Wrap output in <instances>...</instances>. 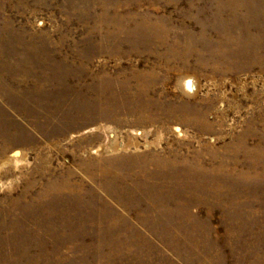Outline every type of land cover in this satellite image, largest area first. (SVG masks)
<instances>
[{
    "label": "rangeland",
    "instance_id": "374dc122",
    "mask_svg": "<svg viewBox=\"0 0 264 264\" xmlns=\"http://www.w3.org/2000/svg\"><path fill=\"white\" fill-rule=\"evenodd\" d=\"M232 7L0 0V264H264V0Z\"/></svg>",
    "mask_w": 264,
    "mask_h": 264
},
{
    "label": "bare ground",
    "instance_id": "6f19581e",
    "mask_svg": "<svg viewBox=\"0 0 264 264\" xmlns=\"http://www.w3.org/2000/svg\"><path fill=\"white\" fill-rule=\"evenodd\" d=\"M232 2V15H236L239 17V14L238 11L236 10V7H234L236 4L238 5V3L240 4L241 3V0H231ZM243 2V1H242ZM242 5V4H241ZM246 5H250V9L246 12L247 15H253V18L255 17V14L256 12L252 10L253 4L251 3H246ZM245 7V6H244ZM249 7V6H248ZM224 10V9H223ZM257 10V9H256ZM264 14V13H263ZM257 15V14H256ZM258 17V16H257ZM242 19L241 23L240 24H243L242 27H240L242 29L243 32L246 31V33L248 34V30L250 29L251 26L253 25H256L255 23L258 22V21H255V20H252V21H248L246 20V18L244 16L240 17ZM264 19V18H263ZM248 21V23H247ZM260 21V20H259ZM229 22V21H228ZM234 24H235V21L233 20L232 21ZM238 22V21H237ZM236 22V23H237ZM240 22V21H239ZM231 23V22H230ZM232 24V23H231ZM261 25V24H260ZM235 26V25H234ZM264 30V29H263ZM241 31V30H240ZM233 34V31H230V30H225V33H230ZM239 33V32H238ZM231 34V35H232ZM260 34V33H259ZM264 34V33H263ZM244 38V37H243ZM247 38V37H246ZM219 43L217 44L219 46V48H216L217 50H215L216 52H212L210 53L211 55L213 54H216L218 53V51H221L222 52V59L227 62V63H238L239 61H241V58L244 59L245 62L247 63H251V64H255L257 62H260L262 60H260L259 57H261V55H259V52H258V48L257 46H259V43L258 41H252L251 43L249 42V40H246L245 38L244 39H238V38H235V37H230V35H228L225 39H223L222 41H218ZM249 42V43H248ZM251 45V46H250ZM190 46V45H189ZM185 47V46H184ZM191 48V47H190ZM189 56V54H182L181 57H186L185 59H187V57ZM246 57H249L251 61H248L247 59L245 60ZM184 59V60H185ZM215 69V67H213ZM170 70V69H169ZM216 70V69H215ZM215 70H212L213 72ZM149 74H152V73H149ZM148 75V74H147ZM154 75V74H153ZM152 75V76H153ZM155 78V77H154ZM165 80V78L163 79V81ZM142 85V84H141ZM164 85V84H163ZM143 88V87H142ZM140 90H142L140 88ZM193 91V90H192ZM192 94V93H191ZM144 95H146V93L144 92V90H142V96H143V101H141V104L143 105V108H147L148 107V104L144 101L146 100V98L144 97ZM193 95V94H192ZM147 101V100H146ZM160 105V103H159ZM160 112L161 113H169V115H167V118L168 120H172L173 122H176V123H180V124H184L185 126H190V125H198L201 126L203 124H206V118H207V113L206 111L204 110H201V111H198V115L196 112H191V113H186L185 112V115L183 118H177L175 116V113L172 112V111H167L166 109L165 110H162L160 109ZM144 117L142 118L143 121L146 120L147 118V114L144 113ZM149 120H151L152 122H157L159 119L157 116H153V117H149ZM208 124V123H207ZM201 128H204V127H201ZM207 128V127H206ZM205 128V129H206ZM246 147V146H245ZM248 149V148H247ZM250 151H252V149H249ZM195 157V156H194ZM167 161L166 158H160L159 154H153L152 157H150L149 159V164H153V165H156V166H160V167H166L165 166V162ZM173 162L171 167L175 166V164H178V161H171ZM182 162L181 164H186V161L184 162L183 160L180 161ZM155 166V167H156ZM172 167V168H173ZM171 168V169H172ZM170 172H168V175H169ZM158 174H155V176H157ZM160 175L162 176V172L160 173ZM174 176V174L172 175Z\"/></svg>",
    "mask_w": 264,
    "mask_h": 264
}]
</instances>
